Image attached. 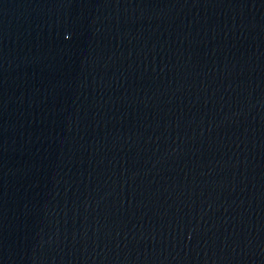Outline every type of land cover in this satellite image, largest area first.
I'll list each match as a JSON object with an SVG mask.
<instances>
[{"label":"water","instance_id":"obj_1","mask_svg":"<svg viewBox=\"0 0 264 264\" xmlns=\"http://www.w3.org/2000/svg\"><path fill=\"white\" fill-rule=\"evenodd\" d=\"M264 228V0H0V264H239Z\"/></svg>","mask_w":264,"mask_h":264}]
</instances>
